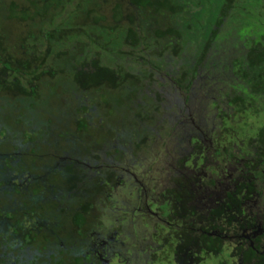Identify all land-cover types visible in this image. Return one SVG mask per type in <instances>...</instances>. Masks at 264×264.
<instances>
[{
    "label": "trees",
    "instance_id": "16d2710c",
    "mask_svg": "<svg viewBox=\"0 0 264 264\" xmlns=\"http://www.w3.org/2000/svg\"><path fill=\"white\" fill-rule=\"evenodd\" d=\"M170 104L180 110L164 141L180 158L185 112L211 117L212 138L264 116V0H0V264H33L28 245L41 254L35 264L49 250L52 264H82L86 250L67 242L63 222L89 237L96 194L123 192L109 173L127 172L111 161H142L131 122L152 133L146 124ZM256 141L264 125L247 144ZM169 174L165 189L179 178ZM171 205L165 195L163 218ZM112 218L106 205L96 221Z\"/></svg>",
    "mask_w": 264,
    "mask_h": 264
},
{
    "label": "flooded vegetation",
    "instance_id": "af4514ba",
    "mask_svg": "<svg viewBox=\"0 0 264 264\" xmlns=\"http://www.w3.org/2000/svg\"><path fill=\"white\" fill-rule=\"evenodd\" d=\"M260 105L255 102L253 110ZM189 116L184 113L183 122L181 118L177 121L187 138L182 154L186 156L176 157L177 169L172 170L179 178L165 189L172 173L161 174L159 181L152 176L144 183H131L134 174L126 171V179H119H124V203L131 211L117 233L131 242L111 241V237L92 230L88 238H75L79 246L82 242V251L86 250L82 264H264V143L239 147L231 132L224 133L220 140L209 135L203 140L202 129L189 126ZM212 129L207 130L209 134ZM165 195L172 201L171 218H163L157 208ZM132 217L140 219L139 223ZM167 218L171 224L179 219L180 223L172 224L174 231L163 228L170 226ZM179 234L187 239L180 242ZM184 241L188 247L182 253L178 246ZM28 248L32 249L30 259L37 263L41 254L34 245ZM55 254L57 257L49 250L40 264H52L49 256Z\"/></svg>",
    "mask_w": 264,
    "mask_h": 264
},
{
    "label": "rangeland",
    "instance_id": "374dc122",
    "mask_svg": "<svg viewBox=\"0 0 264 264\" xmlns=\"http://www.w3.org/2000/svg\"><path fill=\"white\" fill-rule=\"evenodd\" d=\"M4 1H10V0H4ZM103 10L106 11L107 9H103ZM202 88H207V86L201 87V89ZM201 89L200 90L196 89L197 97L204 96L203 95L204 92ZM54 101L55 100H51V102H54ZM168 106H169L168 108L166 106L167 109H164L163 106L158 105L157 112L156 114L153 115L154 118L146 124L148 127H153L152 133L150 132L147 133V131L143 129L142 124L140 122L139 123L131 122L130 124L131 126L137 127L134 131H132L134 132L135 140L143 142V143H140L139 146L134 149V155L135 154L140 155V158L138 159H142V161L138 163V165H130V163L122 164L120 159H117V157L115 161H111L112 163L110 162L111 166L113 168H116L117 170L123 169L127 171L129 174L133 173L134 179L131 180V183H134V181L135 182L137 181V183H141V182L144 183L148 180L147 178H151L152 176H154V179H156V181H159V178H161L160 176L161 174L169 173L172 170L176 171L177 169L176 164H177L178 158H176L177 157L176 153H173V152L175 150L177 152L178 148L176 147V143L172 141V139H168L164 141L165 139L164 135L168 131V129H164V128H166L167 125L175 126L174 123L172 124L169 121V118L174 117L175 119L176 116L178 115V111L180 110V108L177 109L172 104ZM188 106L189 104H185L183 108L188 107ZM197 109L198 108H195L194 110H189L190 112H185V113L186 114L190 113L189 118L191 119V123H192V124L189 123L190 127L192 126L195 130H197L198 128L202 129L204 133V137L201 133V130L199 131L202 136V139L204 140V139H207V135H208L207 130L208 128L211 127V121H210L211 117L210 116L212 115H210L211 111L207 112L206 111L207 109H205L204 110L205 116L207 117V115H209L210 118L208 119L205 118V120L203 121L202 120L203 111L202 110L197 111ZM186 111H188V109H186ZM165 114H167V116H164ZM259 115L260 114H256V115L249 114L250 117L246 118V120L244 121L245 124L242 125L240 123L241 126H236V127H233L232 130H229L231 132L229 133V135H232V139L237 146L246 148V145H248L247 143L251 140V138H253L256 135V129L260 127L261 125L262 126L264 125V116H259ZM159 120L161 122H159ZM181 121L183 122L182 118L180 119V122ZM156 124H159V125H156ZM74 128H75L74 125L69 126V130L71 131V133L74 132L75 130ZM253 128L255 130H253ZM181 130L183 131V128H181ZM182 137L185 138V134L183 132H182ZM213 137L218 138V140H220L221 134H220L219 129L214 130ZM95 139H96V142L101 144V141H99V138H95ZM237 146H236V149H237ZM121 164H122V167L120 166ZM131 167H133V169H131ZM109 175L110 177H113V179H110L112 180V183H110V188L114 187L113 186L114 183L116 187L121 185V188H123L121 184L123 179L122 180L119 179L121 178L119 175L115 173H112V174L109 173ZM142 175H145V176H142ZM122 190L123 192L125 191V189H122ZM123 192H121V189L117 190L116 188L115 190L113 189V191L109 189L108 192L105 193V195L96 194V197L98 199L97 201L94 202L96 203V207L91 208V213L94 214V216L89 221L92 222L90 223V227L96 233H103V235L107 238L111 237L112 239L111 241H115V242L122 241V243H125V242L130 243L131 240L129 241L127 239H123L122 237L118 236V233H117V231L119 230L118 228H120L121 225L125 223L126 220H128L129 218L128 214H130V211H131L128 208L120 206L118 203L119 202L118 199H120V203L121 202L123 203L125 200V195L123 194ZM106 205L111 209L114 218L108 220L106 222V225H104L102 221L97 222L96 220L99 219L100 208H104ZM63 225L64 226L62 227V230L64 234L66 235V237L67 238L69 237L68 238V240L70 241L69 243L79 245V242L75 241V238H79V237L77 235L75 236L74 231L71 229V227L69 228L68 223L63 222ZM115 232H116V235L114 236ZM128 235L129 234L127 233V237ZM71 240H73V243L71 242ZM132 240H135V237H133ZM98 242L102 243V241L100 240H98ZM81 245H82V242L80 246ZM69 255L70 254H68L67 256ZM67 259L68 261H70L72 257L71 256L69 258L67 257Z\"/></svg>",
    "mask_w": 264,
    "mask_h": 264
}]
</instances>
